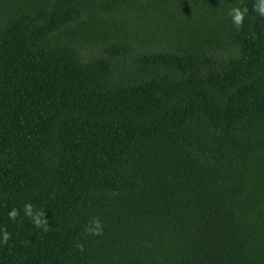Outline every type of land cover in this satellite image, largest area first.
<instances>
[{
	"label": "trees",
	"instance_id": "trees-1",
	"mask_svg": "<svg viewBox=\"0 0 264 264\" xmlns=\"http://www.w3.org/2000/svg\"><path fill=\"white\" fill-rule=\"evenodd\" d=\"M256 3L0 0V264H264Z\"/></svg>",
	"mask_w": 264,
	"mask_h": 264
},
{
	"label": "clouds",
	"instance_id": "clouds-1",
	"mask_svg": "<svg viewBox=\"0 0 264 264\" xmlns=\"http://www.w3.org/2000/svg\"><path fill=\"white\" fill-rule=\"evenodd\" d=\"M253 10L257 12L260 16L264 17V0H257V3L256 5H254ZM247 11H248L247 7H244L243 9L240 6H234L229 8L227 15L232 19L233 24L237 29L243 26L244 17L247 14ZM24 209H25V215L33 220V223L35 224L36 227H41V225H44L46 229L47 221L41 220L40 213H36L35 216L33 215L32 205L30 203L25 204ZM17 215H18V211L16 209H13L9 213V218L15 219ZM103 227L104 225L100 220V218L93 217L89 221V226L87 227L86 231L89 232L91 235H103ZM9 238H10V233H8L7 230H5L3 233V242L7 243ZM78 247L80 251H83L82 244L78 245Z\"/></svg>",
	"mask_w": 264,
	"mask_h": 264
},
{
	"label": "rangeland",
	"instance_id": "rangeland-1",
	"mask_svg": "<svg viewBox=\"0 0 264 264\" xmlns=\"http://www.w3.org/2000/svg\"><path fill=\"white\" fill-rule=\"evenodd\" d=\"M87 53V52H86Z\"/></svg>",
	"mask_w": 264,
	"mask_h": 264
}]
</instances>
